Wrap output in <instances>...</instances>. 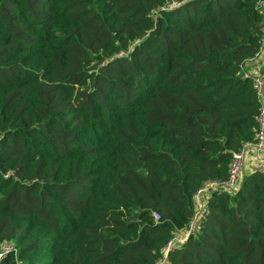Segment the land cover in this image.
<instances>
[{
    "label": "trees",
    "instance_id": "1",
    "mask_svg": "<svg viewBox=\"0 0 264 264\" xmlns=\"http://www.w3.org/2000/svg\"><path fill=\"white\" fill-rule=\"evenodd\" d=\"M263 30L264 0H0V264H158L257 140ZM208 212L165 264H264V174Z\"/></svg>",
    "mask_w": 264,
    "mask_h": 264
},
{
    "label": "built area",
    "instance_id": "2",
    "mask_svg": "<svg viewBox=\"0 0 264 264\" xmlns=\"http://www.w3.org/2000/svg\"><path fill=\"white\" fill-rule=\"evenodd\" d=\"M259 61H261V63H259ZM247 66L249 67V70H246L247 72H245L244 77H251L253 79L254 88L256 89L257 96L261 102L260 112L256 117L257 122L260 125L257 140L255 142L246 143L240 151L233 153L230 175L226 182L208 181L197 191L195 196L196 208L191 222L187 228L183 229L177 236L170 240L164 248V256L158 264H165L167 256L171 250L184 244L190 236L198 234L204 228V224L209 216L208 204L209 193L211 191L218 189L236 190L237 187L241 185L242 179L248 173L245 171L250 165V150L253 153V157L257 159L256 171L264 174V38L263 46L259 51V54L251 59ZM155 217L159 218L158 215H155ZM9 250L10 247L8 246L0 250V262L5 258Z\"/></svg>",
    "mask_w": 264,
    "mask_h": 264
},
{
    "label": "rangeland",
    "instance_id": "3",
    "mask_svg": "<svg viewBox=\"0 0 264 264\" xmlns=\"http://www.w3.org/2000/svg\"><path fill=\"white\" fill-rule=\"evenodd\" d=\"M250 153V152H249ZM251 157V158H250ZM249 159H250V165L247 167L245 172H249L250 170H257V159L255 157H253L252 153H250L249 155ZM240 185V184H239ZM240 187V186H239ZM239 187H237V189L235 191H237L239 189Z\"/></svg>",
    "mask_w": 264,
    "mask_h": 264
},
{
    "label": "crops",
    "instance_id": "4",
    "mask_svg": "<svg viewBox=\"0 0 264 264\" xmlns=\"http://www.w3.org/2000/svg\"><path fill=\"white\" fill-rule=\"evenodd\" d=\"M250 153H252L251 150H250ZM252 155H253V153H252Z\"/></svg>",
    "mask_w": 264,
    "mask_h": 264
}]
</instances>
